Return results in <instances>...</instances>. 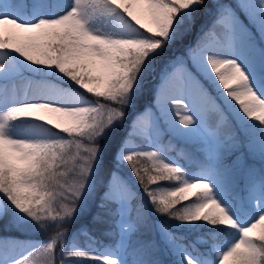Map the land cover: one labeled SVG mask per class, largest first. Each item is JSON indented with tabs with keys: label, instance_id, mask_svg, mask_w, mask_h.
Returning <instances> with one entry per match:
<instances>
[{
	"label": "snow or ice",
	"instance_id": "6c2138e0",
	"mask_svg": "<svg viewBox=\"0 0 264 264\" xmlns=\"http://www.w3.org/2000/svg\"><path fill=\"white\" fill-rule=\"evenodd\" d=\"M205 13L211 23L186 42ZM25 15L20 4L0 3V217L11 212L48 234L42 244H27L29 255L39 254L41 264H128L122 243L89 251L66 237L82 197L93 191L101 140L129 118L148 77L158 75L159 119L137 116L129 137L142 134L151 144L169 134L198 145L197 157L177 149L196 171L123 140L117 161L130 166L147 203L113 172L92 221L112 218L132 230L162 215L209 229L212 243L202 251L157 222L180 264H264V0H64L36 2L31 18ZM209 36L213 46L205 43ZM38 73L54 78L36 79ZM17 80H27L23 95L9 92ZM23 121L39 122L45 134L18 132ZM253 157L261 164L258 181ZM143 158L151 168L138 166ZM158 242L147 241L133 264H158L149 258ZM17 245L0 239V264H27L5 251Z\"/></svg>",
	"mask_w": 264,
	"mask_h": 264
},
{
	"label": "trees",
	"instance_id": "16d2710c",
	"mask_svg": "<svg viewBox=\"0 0 264 264\" xmlns=\"http://www.w3.org/2000/svg\"><path fill=\"white\" fill-rule=\"evenodd\" d=\"M229 1L232 3V0H224V2ZM211 23V16L207 13L202 14L199 16L196 20L195 26L193 28L192 33L187 37V41H194L196 35L200 32L202 28H205L207 25ZM209 40V37L205 39V43ZM166 56L169 55V53L165 54ZM162 63V62H161ZM157 77L158 75L150 76L148 77V82L145 84L144 91L142 95L140 96L138 100V104L136 105L135 110H140L143 108L144 105L149 104L152 98V94L154 91V84L150 83L152 78ZM87 95V94H86ZM92 99H95V97H90ZM18 126H24L25 124L21 122H17ZM126 127L124 123L121 124V126H117L115 129L111 130L109 134L101 140L102 144V151L100 155V168L104 172V176L107 175V173H111L113 170L118 171L121 174L131 176L130 174V166L127 165V162L123 163H116L114 161V154L119 146L120 140L123 138V136L126 135ZM164 140L163 142H165ZM194 146V145H192ZM195 147L199 148L198 145L195 144ZM193 147V153H195L196 148ZM165 148V157H168L169 159L174 158L173 154L171 153L173 150ZM200 153V152H199ZM197 154V156L199 155ZM182 165L184 166L185 170L188 172H194L196 171V166H192V163L186 164L185 162H182ZM138 166H147L151 168V162L147 160V158H143L141 163ZM251 169L255 174V177L257 178V181L260 178V169H261V164L259 161V157H253V162L251 165ZM136 185L142 190L141 186L136 182V179L134 178ZM154 186V185H152ZM151 186V187H152ZM164 186H169V182H164ZM99 211L97 209V206L94 207L92 210V213L86 214L82 219L79 217L75 220V224L71 226L69 229H76L77 232L74 234L73 237H71L70 243H74L78 248L80 249H87L89 251H96V250H101L104 247H115L117 240H118V235H117V228L114 226V220L112 218H106L105 221H92V217L95 215V213ZM149 211H151V208L149 206ZM12 214L9 212L5 217L10 218L9 221L4 223V228L8 227L11 232L8 231V233L13 234L14 230L12 229ZM103 215V213H101ZM117 220V218H116ZM160 221L162 223H165V225L168 227V229L176 233L177 235H181L186 237V242H191L195 243L196 246L200 250H205L206 248L210 247L212 241L209 237L208 231L209 229L206 226H197V227H187V226H182L178 224L176 221H171L168 220L164 216H149L146 221H145V226L144 227H139V234L145 235L144 233L147 232V236H157L155 235L156 233L153 232L152 230L147 231V227L150 226L153 221ZM1 231V229H0ZM85 232L87 234H85ZM144 232V233H143ZM132 239V236L130 235L128 240L130 241ZM200 239H202L205 243H199ZM125 240V238H124ZM128 240H125L129 243ZM146 240L149 241V238L146 237ZM161 248L159 247H152L150 251V257L151 259L155 260L158 262V264H180L179 261L176 260V256L170 252L169 248L166 246L165 243L162 242ZM124 258L128 261V264H133L135 259L132 256H129L128 253L124 254ZM141 258V257H139ZM138 258V259H139ZM27 264H35L32 258L25 259ZM73 264H86V262H90L91 260L89 259H84L85 261H81V259L76 258L73 259L71 258ZM137 260V259H136ZM93 264L95 262L91 261Z\"/></svg>",
	"mask_w": 264,
	"mask_h": 264
},
{
	"label": "rangeland",
	"instance_id": "374dc122",
	"mask_svg": "<svg viewBox=\"0 0 264 264\" xmlns=\"http://www.w3.org/2000/svg\"><path fill=\"white\" fill-rule=\"evenodd\" d=\"M3 2H7V3H15V4H20L23 6L24 8V12L26 13L24 18H31L30 16V12H31V6L36 3V2H42L45 4H57V3H61L64 2V0H0V3ZM234 2V0H233ZM255 30L253 29V32ZM255 40L259 43L260 38L259 36H255ZM207 44L209 46H213L215 44V40L213 37L210 36V40L207 42ZM189 67L191 69V71L193 72V74L200 80V82L204 85V87L206 89H208V91H210L212 93L213 96H216V92L213 90L212 85L209 84V82L207 80H205L198 72H196L195 68L191 67V63L189 62ZM26 74L25 76L27 78H33L32 75L33 73H29L27 72V70H25ZM36 79H42V78H47V79H53L54 77L51 75L45 76L44 73H38L35 75ZM150 83H153L154 88L156 86V84L158 83V78L155 77L154 79L150 80ZM4 85V81L0 80V86ZM27 87V80H17L15 82L9 83L8 84V89L9 92L11 93L13 89L17 90L21 95H23L25 88ZM156 89V88H155ZM29 95H31V92L29 93ZM86 95V94H85ZM87 98L92 99L90 97H88L86 95ZM177 98L181 99L183 101V103L185 104H191L192 100L191 98L187 95V94H177ZM94 100V99H93ZM104 102V101H102ZM155 93H153V99L150 103V105H146L144 106V108H142L141 111H137L135 110L133 113L130 112L129 114V118L126 120L128 127H129V131L128 134L126 136H124L120 142H119V147L120 144L121 146H123V140H127L128 141V147L129 148H135V149H143V150H157L159 149L160 151L162 150V145L160 144V139L162 136L164 135H169V134H163L158 140H154L151 144H149V142L146 145H140L138 142H136L134 139H132L131 137H129V133L133 132V120L136 119L137 116L143 114L145 119H148L149 117H153L156 119H159V112L155 106ZM147 109H151V112H148ZM180 114H183V112L181 111ZM106 118V116H105ZM175 119H179V116L176 115ZM22 123H24V126H18L16 125V130L22 134H40V135H44L45 133H43L40 129L39 126V122H29V121H23ZM125 124V121L123 122ZM160 127L162 129H167V125L163 122L160 121ZM55 131V129H53ZM61 135H63V133H61ZM132 136H139V137H143L142 134H135L133 133ZM171 136V135H169ZM174 137V136H173ZM170 143H168L169 145ZM174 146V143H171ZM119 147L117 149V151L115 152V160L117 161V153L119 151ZM72 151H75L74 149H72ZM253 159V158H252ZM118 163L120 162H125L123 161V159H121L120 161H117ZM117 174V176H119L120 178L124 179L125 181H127V183L129 184V186L132 188V190L138 195L139 193L136 191V187L134 185V175L131 172L130 169V174L132 176V180L128 177L125 178L122 175H120L118 172L113 171ZM111 172L110 174H107L106 176H104V172L101 170L100 168V157L97 159V161L95 162V165L93 167V173H94V179H93V191L91 193L85 192L84 196L82 197V201L80 204V208L78 210L79 214L74 218L73 223L69 226V228L71 226H73L75 224V220L79 217L80 219H82V217H84L86 214H88L89 212L92 213V210L94 209V204L95 203H99V199H98V194H102L103 195V191L105 190V185L107 184L108 179H110L111 174L113 173ZM154 187V186H152ZM137 190L138 187H137ZM246 196V193H245ZM138 197H141L142 200L144 201L143 203H147V198H144V194L142 193L141 196L138 195ZM8 218H10L8 216ZM4 217H0V229L4 228V223L7 224V222L9 221V219ZM12 229L14 230L13 235H0V239H4L6 241H18L20 242L22 245H17L15 247H11V248H7L5 249V251L9 252L14 258H19V259H29L32 258L33 261L35 262V264H41V257L39 254H36L35 256H30L29 255V247L27 246L28 243H33V244H42L43 242H45L48 238V234L38 230L30 221H28L26 218H16V216H14L12 214ZM161 224H165V223H161ZM123 226V229L125 230V232H130L131 230H128L127 225L126 224H121ZM145 226V222L143 224H141L139 227H144ZM182 226H187V227H193V226H189V225H182ZM139 227H137V232L139 231ZM152 230L153 232H155L156 234L158 233L157 230V221H155L154 223H152L150 226L147 227V231ZM260 229H257V232ZM11 232L9 228L7 229H3L2 232ZM0 232V234L2 233ZM77 232L76 229H69L68 235L66 237V243L71 246L73 245V243H70L69 239L71 237L74 236V234ZM144 233V232H143ZM145 235L147 234V232L144 233ZM135 239H139L140 237H134ZM120 243V242H119ZM118 243V244H119ZM157 245V244H156ZM76 246V245H75ZM105 249H111V248H104L102 250ZM57 259H59V254L57 253ZM76 259V258H73ZM82 259V258H81ZM69 264H73L72 260L69 261ZM86 264H93L91 261L90 262H86Z\"/></svg>",
	"mask_w": 264,
	"mask_h": 264
}]
</instances>
